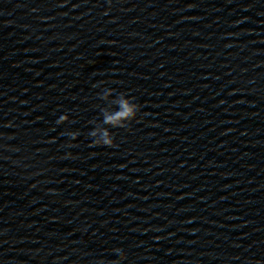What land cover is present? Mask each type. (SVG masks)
<instances>
[{
	"label": "water",
	"instance_id": "obj_1",
	"mask_svg": "<svg viewBox=\"0 0 264 264\" xmlns=\"http://www.w3.org/2000/svg\"><path fill=\"white\" fill-rule=\"evenodd\" d=\"M115 249L264 264V0H0V264Z\"/></svg>",
	"mask_w": 264,
	"mask_h": 264
},
{
	"label": "clouds",
	"instance_id": "obj_2",
	"mask_svg": "<svg viewBox=\"0 0 264 264\" xmlns=\"http://www.w3.org/2000/svg\"><path fill=\"white\" fill-rule=\"evenodd\" d=\"M108 95H113L111 89ZM140 111V105L135 102L134 97L127 96L125 93H121L117 97L116 110L115 111H105L103 113V120L99 122V126L95 127L89 132V136L92 138L93 146H108L114 147L115 142L110 128H127L131 121L135 120ZM69 121V116L63 114L59 116L56 120V124H63ZM107 126V127H106ZM67 135L75 140L79 136L78 131L68 132ZM118 255V260H113L111 264H120L126 257L121 249L114 250ZM103 261H100V264ZM104 264V262H103Z\"/></svg>",
	"mask_w": 264,
	"mask_h": 264
}]
</instances>
